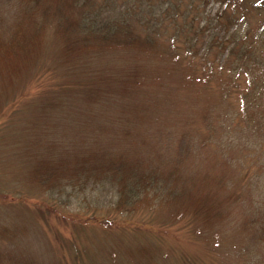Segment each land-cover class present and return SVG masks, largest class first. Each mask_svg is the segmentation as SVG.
<instances>
[{"label":"rangeland","instance_id":"rangeland-1","mask_svg":"<svg viewBox=\"0 0 264 264\" xmlns=\"http://www.w3.org/2000/svg\"><path fill=\"white\" fill-rule=\"evenodd\" d=\"M21 2L0 0V264H264V98L248 108L250 102L243 99L248 85L228 72L218 73L208 83L205 80L211 76L206 75L192 85L186 83L185 74L183 84L172 76L159 84L150 76L136 88L131 73L112 56L105 65L94 60L86 73L94 80L107 67L113 88L127 87L126 96L117 99L109 92L112 104L89 112L79 100L80 92H73L78 89L76 80L66 73L61 43L47 32L50 27L41 31L45 41L37 49L33 39H27L25 59L16 62L5 55L12 50L15 22L23 19ZM220 7L212 3L209 8L215 13ZM256 20L251 21L253 31L259 24ZM227 84L232 90L225 88ZM45 102L48 107L42 108ZM139 103L145 109L155 106L156 113L152 139L146 135L137 139L138 150L146 152L141 155L164 172L177 169L201 182L194 185L188 179L187 186L180 184L176 191L171 186L168 201L157 199L151 208L143 206L131 215L106 210L96 215L74 209L73 204L62 209L60 201L53 202L36 179L35 161L54 162L55 157L74 161L71 141L75 142L76 126L84 128L77 143L86 147L90 125L109 124L115 114ZM207 110L216 129L210 135ZM226 114L228 119L223 118ZM129 116L124 118L128 121ZM192 126L193 141L188 143L182 131ZM63 129L70 141L65 136L59 140ZM134 139L126 144L133 145ZM56 143L62 146L54 156L50 149ZM66 180L58 176L56 182ZM93 185L89 182L82 194L105 206L116 203L115 190L107 189L106 179L96 188ZM163 188L157 194L168 195V187L164 193ZM199 194L210 196L213 208L208 217L192 215L186 204L189 195ZM174 195L176 207L171 203ZM195 197L190 199L195 204L205 198Z\"/></svg>","mask_w":264,"mask_h":264},{"label":"trees","instance_id":"trees-1","mask_svg":"<svg viewBox=\"0 0 264 264\" xmlns=\"http://www.w3.org/2000/svg\"><path fill=\"white\" fill-rule=\"evenodd\" d=\"M212 3L221 5L215 13L209 8ZM21 4L24 11L20 18L23 19L15 22L14 37L9 45L12 50L5 55L12 56L16 62L25 59L27 39H33L37 49L45 41L42 34L50 27L47 32H53L61 43L66 73L76 80L74 85L78 89L73 92L82 95L81 99L71 98L72 106L79 99L87 111L94 112L106 103L112 104L109 92L117 99L126 96L127 87L113 88V76L107 67L94 80L88 76L89 72L86 73L94 60L105 65L112 61V56L131 73L136 88H142L150 76L159 84L170 76L183 84L185 74L186 83L192 85L199 79L205 80L206 75L211 76L205 80L208 83L218 73L228 72L233 79L237 75L248 85L249 90L243 96L244 102H250L248 108L264 98V0H22ZM256 19L259 24L253 31L251 21L256 22ZM27 28L33 29L34 33ZM227 87L228 90L233 88L232 84ZM60 102L64 104V98ZM47 104L45 102L42 108L48 107ZM131 106L126 107L125 112L121 110L115 114L109 124L96 122L90 125L91 130L85 131L90 136L86 147L77 143L84 128L76 126V143L71 141L75 148L72 152L74 161L66 157H55L54 162L44 158L35 161L34 172L39 185L45 188L53 202L60 201L58 205L62 209H69L73 204L74 209L92 210L98 212L96 215L104 214L105 210L131 215L143 206L151 208L157 199L168 201L172 194L169 187L173 186L176 191L181 188L180 184L187 186L191 174L187 173V177L184 171L177 173V169L164 172L160 166L152 164L151 159L141 155L146 152L138 150L136 142L144 135L152 139L155 106L148 109L140 103ZM209 112L207 110L204 116L210 135L216 129ZM125 114L130 115L128 121ZM223 118L229 116L226 114ZM64 131L59 140H64L65 136L68 141L69 135ZM182 135L188 143L193 141L194 127H186ZM132 139L135 143L131 147L127 144H131ZM58 146L62 145L56 143L50 149L54 156ZM82 153L87 154L86 158H82ZM97 172L104 178L98 177ZM58 176H65L66 182L59 181L58 184ZM104 179L110 183L107 189L115 190L118 198L111 206L103 205L102 201H91L82 194L89 182L95 183L93 187L96 188ZM197 182L201 181L194 180V185ZM162 186V193L168 187V195L157 194ZM174 196L176 198L169 201L176 207L178 196ZM192 197L205 198L196 200L202 204H195L190 200ZM209 198V195H189L187 201L191 202L186 204L192 215L208 217L213 208ZM183 212L188 210L184 208Z\"/></svg>","mask_w":264,"mask_h":264}]
</instances>
